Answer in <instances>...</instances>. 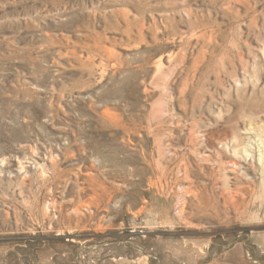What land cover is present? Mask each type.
I'll use <instances>...</instances> for the list:
<instances>
[{"label":"rangeland","instance_id":"rangeland-1","mask_svg":"<svg viewBox=\"0 0 264 264\" xmlns=\"http://www.w3.org/2000/svg\"><path fill=\"white\" fill-rule=\"evenodd\" d=\"M0 264H264V0H0Z\"/></svg>","mask_w":264,"mask_h":264}]
</instances>
